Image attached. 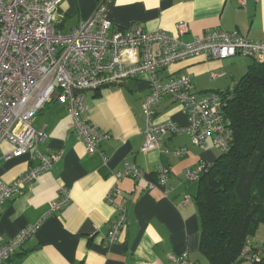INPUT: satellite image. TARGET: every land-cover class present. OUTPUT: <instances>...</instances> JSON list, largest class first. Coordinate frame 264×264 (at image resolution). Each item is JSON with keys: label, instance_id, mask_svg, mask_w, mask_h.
Segmentation results:
<instances>
[{"label": "crops", "instance_id": "1", "mask_svg": "<svg viewBox=\"0 0 264 264\" xmlns=\"http://www.w3.org/2000/svg\"><path fill=\"white\" fill-rule=\"evenodd\" d=\"M101 2L107 8L106 18L122 30L140 25L151 32L177 34V25L185 22L187 32L181 38L186 42L214 31H236L252 41H264V0H66L55 17L57 31L70 34ZM256 61L259 56H197L171 65L161 79L168 82L189 75L195 95L202 98L233 90ZM149 93L146 77L83 93L90 121L109 135L100 147L107 160L101 153H88L70 128L72 116L59 101L48 103L34 117V128H45L47 138L24 156L0 159V179L13 182L37 165L36 150L45 155L61 152L63 157L0 209V236L5 239L37 226L32 239L7 264H171L169 256L182 253H188L193 264H210L200 251L201 217L195 199L199 183L186 182L184 172L200 162L213 165L221 152L211 140L195 146L187 135L170 133L161 137L162 148L169 154L142 152L147 127L143 102ZM153 108L157 123L188 124L181 106L170 97ZM183 147L186 155L171 154ZM0 150L8 154L13 148L4 143ZM126 164L139 167L145 177L116 182L115 174ZM161 165L171 172L166 187L156 174ZM63 186L69 188L71 200L61 211L51 213ZM114 187L121 191L115 202L126 207L127 225L119 242L109 244L117 212L106 196ZM187 196L192 200L184 204ZM250 249L264 258V223L251 237ZM237 264L255 263L245 259Z\"/></svg>", "mask_w": 264, "mask_h": 264}, {"label": "built area", "instance_id": "2", "mask_svg": "<svg viewBox=\"0 0 264 264\" xmlns=\"http://www.w3.org/2000/svg\"><path fill=\"white\" fill-rule=\"evenodd\" d=\"M65 1L0 0V147L7 143L13 148L8 154L0 150V159L24 156L47 138L45 128H34L33 119L48 103L57 100L72 116L70 128L83 140L88 153H101L107 160L100 147L109 135L90 121L84 95L77 92L143 77L148 79L150 93L143 102L147 127L142 152L161 150L169 154L161 142V137L168 133L187 135L195 146L211 140L221 153L229 149L234 132L224 112L222 94L198 98L189 75L168 82H163L161 75L171 65L197 56L208 59L264 56V41H252L236 31H214L186 42L181 38L187 32L185 22L177 25V34L164 30L151 32L140 25L122 30L106 18L107 8L102 2L89 19L63 35L56 29L55 17ZM165 97L181 106L188 118L187 125L154 120L153 107ZM35 154L38 164L20 178L10 183L0 179V209L42 174L51 171L63 157L61 152L45 155L36 150ZM171 154L184 156L187 150L177 148ZM207 167L200 162L196 168L186 169L184 180L199 181ZM156 174L159 184L166 187L171 176L169 168L161 165ZM126 177L140 180L145 173L136 165L126 164L114 179L119 182ZM120 193L114 187L106 196L117 212L107 237L109 244L119 242L127 225L126 207L115 202ZM70 200L69 188L61 187L51 213L61 211ZM191 200L187 196L184 204ZM36 229L37 226H29L10 239L0 236V264H7L32 239ZM247 254V248L243 249L241 256L250 259ZM169 259L171 264H193L188 253L171 254Z\"/></svg>", "mask_w": 264, "mask_h": 264}, {"label": "trees", "instance_id": "3", "mask_svg": "<svg viewBox=\"0 0 264 264\" xmlns=\"http://www.w3.org/2000/svg\"><path fill=\"white\" fill-rule=\"evenodd\" d=\"M234 132L216 162L207 165L195 197L201 217L200 251L210 264H237L264 223V61H256L233 90L220 93ZM249 242V243H247Z\"/></svg>", "mask_w": 264, "mask_h": 264}, {"label": "water", "instance_id": "4", "mask_svg": "<svg viewBox=\"0 0 264 264\" xmlns=\"http://www.w3.org/2000/svg\"><path fill=\"white\" fill-rule=\"evenodd\" d=\"M122 85H124V83H113L111 85H107L106 84V85L100 86L98 89H106V88H108L110 86L117 87V86H122ZM84 92H86V91H79L77 93H84Z\"/></svg>", "mask_w": 264, "mask_h": 264}, {"label": "rangeland", "instance_id": "5", "mask_svg": "<svg viewBox=\"0 0 264 264\" xmlns=\"http://www.w3.org/2000/svg\"><path fill=\"white\" fill-rule=\"evenodd\" d=\"M259 61H264V57L263 56H259Z\"/></svg>", "mask_w": 264, "mask_h": 264}]
</instances>
